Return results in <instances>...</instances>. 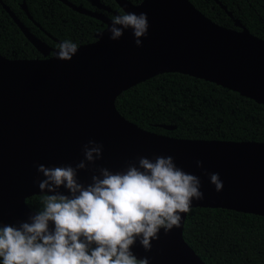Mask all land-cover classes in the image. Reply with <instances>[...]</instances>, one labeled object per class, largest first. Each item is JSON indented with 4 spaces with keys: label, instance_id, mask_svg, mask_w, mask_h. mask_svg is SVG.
<instances>
[{
    "label": "water",
    "instance_id": "obj_1",
    "mask_svg": "<svg viewBox=\"0 0 264 264\" xmlns=\"http://www.w3.org/2000/svg\"><path fill=\"white\" fill-rule=\"evenodd\" d=\"M59 1L105 24L93 42L78 46L71 61L55 59L57 49L33 35L0 0L42 55L22 59L0 54V221L26 220L33 210L25 199L42 194L34 183L36 166L79 161L89 139L103 144V158L97 165L111 169L139 155L173 156L180 167L201 179L204 198L193 201L191 208L264 216V142L161 135L138 127L115 106L121 92L166 72L204 79L264 104V39L253 35L239 19H234L239 30L213 22L190 0H141L138 4L115 0L124 12L148 15V36L137 47L130 31L118 41L108 38L111 18L105 14ZM89 1L110 10L100 0ZM21 7L32 19L25 0ZM197 160L202 167H197ZM205 171L219 173L220 192ZM90 175L82 171L81 181L89 182ZM186 215L182 214L178 228L167 234L161 229L151 251L145 252L137 243L134 254L149 257L151 264H205L183 237Z\"/></svg>",
    "mask_w": 264,
    "mask_h": 264
},
{
    "label": "clouds",
    "instance_id": "obj_2",
    "mask_svg": "<svg viewBox=\"0 0 264 264\" xmlns=\"http://www.w3.org/2000/svg\"><path fill=\"white\" fill-rule=\"evenodd\" d=\"M109 39L130 31L137 47L148 36L146 12L113 15ZM72 40L58 44L55 59L71 61ZM74 163L36 166L40 207L26 220L0 221V264H151L134 246L151 251L161 229L178 228L193 201L204 198L199 176L185 171L171 155H139L118 169L97 165L103 144L89 139ZM198 168L202 162L197 160ZM90 171L89 182L80 173ZM220 192L219 173L204 172Z\"/></svg>",
    "mask_w": 264,
    "mask_h": 264
},
{
    "label": "trees",
    "instance_id": "obj_3",
    "mask_svg": "<svg viewBox=\"0 0 264 264\" xmlns=\"http://www.w3.org/2000/svg\"><path fill=\"white\" fill-rule=\"evenodd\" d=\"M1 1L33 35L54 48L66 39L78 46L93 42L94 34L105 27L101 20L78 13L59 0H25L32 19L22 9V0ZM69 1L94 9L88 0ZM128 1L138 4L141 0ZM190 1L213 22L239 30L234 24V19H239L253 35L264 39V0ZM217 1L226 6L232 17ZM100 2L112 11L123 12L115 0ZM0 54L8 58L42 57L1 3ZM115 106L138 127L161 135L264 142V104L188 74L166 72L152 76L121 92ZM41 196L25 199L31 210L39 209ZM183 237L205 264H264L262 215L194 207L186 215Z\"/></svg>",
    "mask_w": 264,
    "mask_h": 264
},
{
    "label": "flooded vegetation",
    "instance_id": "obj_4",
    "mask_svg": "<svg viewBox=\"0 0 264 264\" xmlns=\"http://www.w3.org/2000/svg\"><path fill=\"white\" fill-rule=\"evenodd\" d=\"M89 1V0H88ZM90 2V1H89ZM90 5H91V3H90ZM92 6V5H91ZM92 7H94V6H92ZM109 8V7H108ZM110 9V8H109ZM91 10H93V11H97V12H101V13H103L102 11H105V12H111L112 10L110 9V10H103V9H99V8H96V7H94V9H91ZM99 10H102V11H99ZM117 12L118 14H120V12H118V11H116V10H113L111 13L113 14V15H115L113 12ZM124 12V11H123ZM103 14H105V13H103ZM106 15V14H105ZM107 16V15H106ZM107 17H109V18H112V17H110V16H107ZM52 47V46H51ZM52 49H57V48H54V47H52ZM52 54V51L49 53V56Z\"/></svg>",
    "mask_w": 264,
    "mask_h": 264
}]
</instances>
